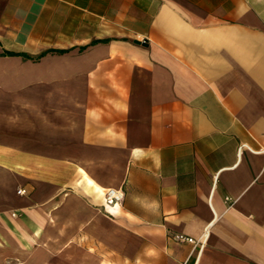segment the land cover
<instances>
[{"label": "crops", "instance_id": "crops-1", "mask_svg": "<svg viewBox=\"0 0 264 264\" xmlns=\"http://www.w3.org/2000/svg\"><path fill=\"white\" fill-rule=\"evenodd\" d=\"M260 150L264 0H0V264H264Z\"/></svg>", "mask_w": 264, "mask_h": 264}, {"label": "built area", "instance_id": "built-area-1", "mask_svg": "<svg viewBox=\"0 0 264 264\" xmlns=\"http://www.w3.org/2000/svg\"><path fill=\"white\" fill-rule=\"evenodd\" d=\"M245 147H246L245 144H242L239 148V151ZM259 152H264V150H260ZM18 193L23 194L24 191L18 190ZM122 201H123V193L120 190L109 188L105 191L104 202L107 206L118 205V204H121ZM172 238L177 242H187L194 246H199V247H201L203 244L201 240L194 239V238L187 237V236L180 235V234H175L172 236Z\"/></svg>", "mask_w": 264, "mask_h": 264}]
</instances>
